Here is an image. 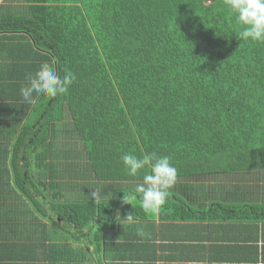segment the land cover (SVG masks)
<instances>
[{
    "label": "trees",
    "instance_id": "trees-1",
    "mask_svg": "<svg viewBox=\"0 0 264 264\" xmlns=\"http://www.w3.org/2000/svg\"><path fill=\"white\" fill-rule=\"evenodd\" d=\"M242 29L224 0H0V264L102 258L117 210L148 218L123 196L150 167L131 177L124 154L176 168L160 217L190 208L193 182L264 180V42ZM44 63L75 80L29 104L19 90Z\"/></svg>",
    "mask_w": 264,
    "mask_h": 264
},
{
    "label": "crops",
    "instance_id": "crops-1",
    "mask_svg": "<svg viewBox=\"0 0 264 264\" xmlns=\"http://www.w3.org/2000/svg\"><path fill=\"white\" fill-rule=\"evenodd\" d=\"M195 184L186 191L190 208L174 216L163 213L160 217L158 212L155 217L150 214L121 224L117 216L126 218L117 210L106 239L108 252L101 258L93 251L82 264H264V185L244 191L238 186L242 190L229 191L230 198L223 199L216 196L224 194L217 187ZM171 197L169 201L176 202ZM139 227L150 238L141 241L136 235Z\"/></svg>",
    "mask_w": 264,
    "mask_h": 264
},
{
    "label": "clouds",
    "instance_id": "clouds-1",
    "mask_svg": "<svg viewBox=\"0 0 264 264\" xmlns=\"http://www.w3.org/2000/svg\"><path fill=\"white\" fill-rule=\"evenodd\" d=\"M226 7L235 14L237 23L243 26L238 34L240 41L264 42V0H224ZM75 80L70 71H65L61 77L48 63L42 64L34 75L27 77L28 83L20 88V95L29 104L34 102L33 94L56 97L68 92ZM122 163L129 176L135 177L141 169L150 167V173L143 176L142 183L135 186L132 193L123 196V203L136 198L140 199L142 209L146 214H157L165 204L177 176L176 168L167 156H157L155 153L145 154L138 158L134 154H124ZM90 199L95 202L101 197L99 190H92ZM121 224L131 223L134 214L128 213L125 220L117 219ZM136 235L143 241L150 238L144 228L136 229Z\"/></svg>",
    "mask_w": 264,
    "mask_h": 264
},
{
    "label": "rangeland",
    "instance_id": "rangeland-1",
    "mask_svg": "<svg viewBox=\"0 0 264 264\" xmlns=\"http://www.w3.org/2000/svg\"><path fill=\"white\" fill-rule=\"evenodd\" d=\"M79 181H80V179H79ZM66 183L68 184V181H66ZM74 183L76 184L77 181L74 180ZM254 185H255L256 188L259 187V186H261V185L263 186L264 185V181L263 180H260L259 181L258 178H256L255 181H254ZM67 187L70 188L72 186L68 184ZM69 191L76 192L77 189L76 188H70ZM73 197L78 199L79 195L78 194H74Z\"/></svg>",
    "mask_w": 264,
    "mask_h": 264
}]
</instances>
